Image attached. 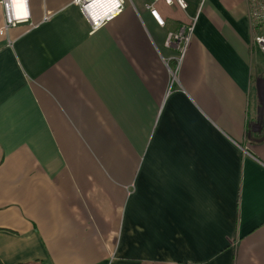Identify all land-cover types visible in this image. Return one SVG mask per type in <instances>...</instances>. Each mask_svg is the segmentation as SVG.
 Returning a JSON list of instances; mask_svg holds the SVG:
<instances>
[{"label":"crops","instance_id":"0c3cea01","mask_svg":"<svg viewBox=\"0 0 264 264\" xmlns=\"http://www.w3.org/2000/svg\"><path fill=\"white\" fill-rule=\"evenodd\" d=\"M0 4V264H264V55L248 0ZM195 20L181 55L168 32ZM264 32V28L261 30ZM182 56V57H181Z\"/></svg>","mask_w":264,"mask_h":264},{"label":"built area","instance_id":"2783aa9c","mask_svg":"<svg viewBox=\"0 0 264 264\" xmlns=\"http://www.w3.org/2000/svg\"><path fill=\"white\" fill-rule=\"evenodd\" d=\"M15 1L16 0H0V4L4 7L6 17L5 25L1 29V34H5L10 27L23 21V19L17 15L14 5ZM159 1L161 0H147V8L156 23L161 27H165L166 20L157 7ZM163 1L168 5H173L175 3V0ZM78 2L82 4V8L90 18L94 29L102 26L124 9L122 0H78ZM177 2L180 6L184 7L185 4L182 0H177ZM248 2L249 17L254 26V30H256L254 35L255 42L264 55V32L261 31L264 28V0H248ZM100 3H103L104 5L102 6L104 7L100 8L98 6ZM194 26L195 20L190 25L182 26L178 31L168 32L165 41L166 46H176L183 56L191 42Z\"/></svg>","mask_w":264,"mask_h":264},{"label":"bare ground","instance_id":"6f19581e","mask_svg":"<svg viewBox=\"0 0 264 264\" xmlns=\"http://www.w3.org/2000/svg\"><path fill=\"white\" fill-rule=\"evenodd\" d=\"M17 3H18V2H16V1H15V4H14V5H15V7L17 6ZM102 5H104V4H103V3H102V4H101V3H100V4H98V6H99L100 8L104 7V6H102ZM16 12H17V10H16Z\"/></svg>","mask_w":264,"mask_h":264}]
</instances>
